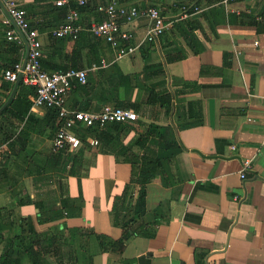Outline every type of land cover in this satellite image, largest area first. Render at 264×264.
<instances>
[{"label":"crops","instance_id":"1","mask_svg":"<svg viewBox=\"0 0 264 264\" xmlns=\"http://www.w3.org/2000/svg\"><path fill=\"white\" fill-rule=\"evenodd\" d=\"M34 1L18 0L25 11ZM114 1L92 0L89 8L80 11L78 23L85 39L79 58L73 56L76 38L55 37L52 31L58 26L37 28L42 44V67L47 72L76 66L94 71L100 61L105 66L115 63L124 73L135 74L143 71L145 58L149 64L161 63L150 68L148 84L180 91L174 115H161L160 121H156L177 130L184 145L182 150H173L180 170L179 182L166 187L156 177L148 184L145 219L151 223L145 229L151 234L133 235L123 253L102 250L95 234L113 239L122 236L123 229L113 219L114 197L122 194L129 184L137 197L140 186L131 182L133 166L125 160V155L108 148L92 145L82 149L76 167L72 161L74 153L70 162L62 166L63 170L82 171L65 177L63 186L59 185L56 171L54 183L38 184L34 190V179L39 174L34 171L28 175V170H21L25 193L32 198L39 193L45 199L42 192H51V197L45 199L50 208L61 206L64 192L70 197L82 195L85 200L82 215L39 224V209L35 205L23 206L21 213L31 216L39 231L63 229L64 225L83 230L84 235L78 237L85 244L78 248L81 260L66 258L65 264H264V0L125 1L121 4L128 7H157L169 26L155 42L146 43L134 54L121 58L105 38L90 31L92 22L97 21L96 7ZM45 5L38 3L35 15L27 16L26 12L28 21L54 19ZM7 20L10 21L3 10L0 54L7 53L10 41L7 31L16 30ZM120 21L123 29L134 33L133 44L139 45L149 19L141 16L131 23ZM198 47L201 50L195 53ZM25 51L24 46V56ZM94 65L97 68L93 69ZM188 83H192L189 89ZM77 84L66 98L71 109L83 102L74 95ZM1 85L0 79L3 95L5 89ZM132 99H136L135 95ZM190 103L194 104L193 108ZM101 108L99 105L93 111ZM31 110L39 116L45 112V108ZM144 120L154 122L152 118ZM137 136L138 131L133 129L116 145H123L124 150ZM33 140L38 150L52 148V139L34 134ZM135 151L141 155L145 152L138 148ZM173 151L157 149L159 156ZM247 160L251 166L242 178ZM84 170L92 173H83ZM81 173L87 177L79 188L76 180ZM11 190L10 186L2 188L0 205L5 206L15 198Z\"/></svg>","mask_w":264,"mask_h":264},{"label":"trees","instance_id":"2","mask_svg":"<svg viewBox=\"0 0 264 264\" xmlns=\"http://www.w3.org/2000/svg\"><path fill=\"white\" fill-rule=\"evenodd\" d=\"M125 1L128 0H116L119 4ZM41 2L46 3L45 8L54 19L38 23L30 21L32 29L57 27L66 19L70 7L82 11L91 6L92 0L86 7H78L75 1L69 6H58L56 0H35L33 4L27 6V16L35 15L38 3ZM195 5L196 3L192 8ZM97 13V21H101V14L98 11ZM164 34L165 32L161 36ZM84 39L81 33L76 38L73 56L78 58L81 56ZM200 50L201 47L196 48L195 53ZM23 56L24 45L16 41H9L7 53L0 54L1 87L5 89V94L2 95L0 92V108L10 96L15 84L5 79V71L21 62ZM97 63L98 68L90 71L88 82L76 85L74 95L78 99H83V102L79 106L74 105L75 108L72 109L93 111L99 105L102 108L105 105L133 108L139 114L137 120L110 122L105 126L97 124L90 127L80 126L76 128V132L82 144L77 149L70 150L66 147L60 150L53 148L38 150L34 147L33 136L37 134L48 139L54 138L60 125L57 110L45 108L41 116L33 113L31 95L35 94V88L21 80L14 98L0 112V191L4 186H10L16 199L5 206L0 205V264H65L66 258L75 262L81 260L80 254L77 253L78 248L85 247L84 241L82 239L79 241L78 238L84 235L81 228H68L64 225L63 229L54 227L48 231H39L33 218L24 216L20 210L25 205H35L39 209L37 214L39 224L65 217H77L82 215L85 204L82 195L70 197L64 192L65 196H61L60 200L61 206L50 208L46 206L45 199L51 197L49 196L51 192H42V195L46 194L45 199L38 195L39 193L32 198L31 194L24 192L26 186L20 173L28 170V175H32L34 171L39 174L34 179V190L39 187L38 184L54 183L53 172L56 171L59 175V185H66L64 178L79 175L80 170H63L62 166L70 162L74 153L72 161L75 167L80 164L79 152L92 147L88 141L89 137L98 140L96 147L108 148L118 155H125V160L133 166L131 182L140 186L137 197L134 191H130V184L122 194L114 197L113 219L121 226L123 234L119 239H113L94 233L102 250L123 253L133 235L144 233L150 236L151 233L145 229L151 223L145 219L148 184L156 177H160L166 187H172L179 182L180 170L173 150H182L184 145L178 137L177 130L174 131L172 127L158 124L156 121H160L161 115L166 117L174 115L175 100L180 91L155 88L148 84L150 68L159 67L161 63L149 64L145 58L143 71L135 74L124 73L115 63L107 66L100 61ZM191 84H186V88L189 89ZM133 95L136 97L135 100L132 99ZM189 106L193 108L194 104L190 103ZM179 115L177 114V117ZM145 117L154 119V122H146ZM133 129L138 131V136L132 145L125 146L124 150L123 145H116L124 134ZM4 146L7 148L3 149ZM135 148L144 150V154L141 155ZM158 148L173 152L159 156ZM55 166L58 167L57 170H51ZM48 172L52 174L42 175ZM17 188L19 190H16ZM66 247L72 248L68 251Z\"/></svg>","mask_w":264,"mask_h":264},{"label":"built area","instance_id":"3","mask_svg":"<svg viewBox=\"0 0 264 264\" xmlns=\"http://www.w3.org/2000/svg\"><path fill=\"white\" fill-rule=\"evenodd\" d=\"M6 6L9 14L18 24L20 30L26 35L30 45L29 55L25 66L23 60L13 68L5 71V79L15 83L19 78L26 85L35 88V94L31 97L32 107L36 108H55L58 112L60 125L56 135L52 139V148L60 150L68 147L75 150L81 146L82 141L77 135V127H90L93 125L105 126L110 122L135 121L139 114L133 108L117 107L105 105L99 111H87L71 109L67 106L66 98L72 91L76 83L86 84L88 76L92 69L67 68L59 69L53 72H47L42 67V44L39 39L37 29H32L27 19L26 11L20 7L18 0H1ZM75 1L78 7H86L91 0H56V5L66 6ZM3 11L0 5V12ZM97 11L101 14V21H93L90 31L105 40L115 49L119 58L134 54L143 44L155 42L164 32H166L169 23L164 20L160 10L154 6L140 8L138 6H126L116 1L107 5L99 4ZM147 17L149 25L146 34L140 44H133L134 33L131 30L123 29L121 19L131 23L138 17ZM80 19V10L70 7L66 22L54 28L52 34L57 38H77L81 31L78 21ZM10 23L9 20L6 21ZM7 38L10 41L23 43L18 32L11 28L7 31ZM105 65V63H103ZM97 68L95 65L92 67ZM92 145H98V140L92 137L88 138ZM251 166V161L247 160L241 173L245 178V171Z\"/></svg>","mask_w":264,"mask_h":264},{"label":"water","instance_id":"4","mask_svg":"<svg viewBox=\"0 0 264 264\" xmlns=\"http://www.w3.org/2000/svg\"><path fill=\"white\" fill-rule=\"evenodd\" d=\"M0 5L2 6L3 10L5 11V13L7 14V16L9 17L10 21L12 22V24L16 27V30L18 32V34L21 36L22 40H23V43H24V46H25V56H24V59H23V66H25L26 64V61H27V58H28V55H29V51H30V45H29V42L26 38V35L20 30L18 24L15 22V20L13 19V17L9 14L6 6L4 5V3L0 0ZM20 81L21 79L19 78L15 84H14V87H13V90L10 94V96L8 97V99L6 100V102L2 105V107L0 108V112H2L8 105L9 103L11 102V100L14 98L15 94H16V91H17V88L20 84Z\"/></svg>","mask_w":264,"mask_h":264},{"label":"rangeland","instance_id":"5","mask_svg":"<svg viewBox=\"0 0 264 264\" xmlns=\"http://www.w3.org/2000/svg\"><path fill=\"white\" fill-rule=\"evenodd\" d=\"M80 171H82V170H80ZM90 172L92 173V170H84V171H83V173H88V174H89ZM86 175H87V174L84 175V174L81 173V175L77 178L76 183H78L79 188H81V186L84 184L83 179H84L85 177H87Z\"/></svg>","mask_w":264,"mask_h":264}]
</instances>
